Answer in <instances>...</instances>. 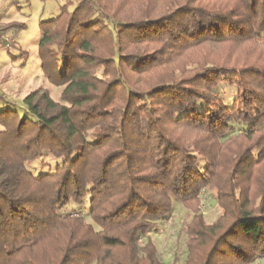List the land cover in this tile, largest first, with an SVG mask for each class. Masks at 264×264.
Segmentation results:
<instances>
[{
    "label": "trees",
    "instance_id": "16d2710c",
    "mask_svg": "<svg viewBox=\"0 0 264 264\" xmlns=\"http://www.w3.org/2000/svg\"><path fill=\"white\" fill-rule=\"evenodd\" d=\"M41 29L46 85L0 88V264H264V0H68Z\"/></svg>",
    "mask_w": 264,
    "mask_h": 264
},
{
    "label": "rangeland",
    "instance_id": "374dc122",
    "mask_svg": "<svg viewBox=\"0 0 264 264\" xmlns=\"http://www.w3.org/2000/svg\"><path fill=\"white\" fill-rule=\"evenodd\" d=\"M68 0H5V7L9 8L4 20H17L26 23L17 38V47L20 50L27 51V56L13 58L17 55V48L9 47L0 50V73L7 65H14L19 69L17 75L21 84L17 88L16 83L0 85L2 91L8 95H15L17 92H27L40 86L46 85V77L41 69L39 56V43L42 36L41 22L53 19L60 12V7ZM1 2V0H0ZM15 2V3H14ZM17 88V89H15ZM12 107L7 101H0V110ZM18 109H20L18 107ZM49 163L54 165L55 160L46 157ZM202 212L207 222H213L220 214L221 209L211 191L203 199ZM189 210L184 208L179 202L174 203V211L162 225V230L150 232L160 253L166 261H172L174 252L178 249L180 253L184 252V239L178 238V231L182 221L190 214Z\"/></svg>",
    "mask_w": 264,
    "mask_h": 264
},
{
    "label": "crops",
    "instance_id": "0c3cea01",
    "mask_svg": "<svg viewBox=\"0 0 264 264\" xmlns=\"http://www.w3.org/2000/svg\"><path fill=\"white\" fill-rule=\"evenodd\" d=\"M1 2H2V0H1ZM1 2H0V4H1Z\"/></svg>",
    "mask_w": 264,
    "mask_h": 264
}]
</instances>
